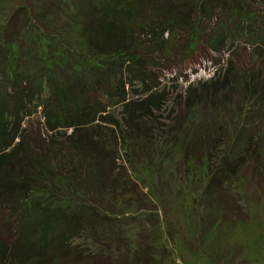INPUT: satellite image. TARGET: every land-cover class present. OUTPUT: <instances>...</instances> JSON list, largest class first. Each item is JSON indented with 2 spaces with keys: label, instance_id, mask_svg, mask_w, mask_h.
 <instances>
[{
  "label": "trees",
  "instance_id": "obj_1",
  "mask_svg": "<svg viewBox=\"0 0 264 264\" xmlns=\"http://www.w3.org/2000/svg\"><path fill=\"white\" fill-rule=\"evenodd\" d=\"M14 10L0 28V264H115L125 244L118 222L129 215L119 203L136 205L128 218L152 215L136 158L178 143L183 133L172 130L198 121L160 123L157 71L201 59L203 39L219 68L189 84L179 111L201 106L224 119L235 105L228 134L216 130L255 155L263 175L254 137L264 123V0H21ZM239 44L252 46L261 71L233 67ZM189 131L183 163L219 155L231 182L226 172L237 176L246 160L225 155L208 131L192 134L203 135L195 145ZM83 237L93 251L77 245Z\"/></svg>",
  "mask_w": 264,
  "mask_h": 264
},
{
  "label": "rangeland",
  "instance_id": "obj_2",
  "mask_svg": "<svg viewBox=\"0 0 264 264\" xmlns=\"http://www.w3.org/2000/svg\"><path fill=\"white\" fill-rule=\"evenodd\" d=\"M19 2L21 0H0V28L11 19L14 6ZM203 40L200 48L205 51L201 59L162 63L155 85L160 110L153 113L163 125L173 124L179 116L192 114L191 118L198 119L197 123L191 124L194 127L189 129L187 125L181 130L173 129L174 135L181 131L184 136L188 129L191 134L189 139H194L197 145L203 135L197 137L192 134L203 131V134L211 135L213 143H218L225 155L233 150L238 153L233 160L237 162L240 157V160H246L245 164H238L237 176L226 172L232 181L224 184L226 177L221 176L224 171L219 167L224 161L219 155L212 156L211 162L183 163L186 143L182 134L177 137L178 143L152 153L151 158H142L141 161L136 158L139 167L132 174L136 175L134 181L140 187L143 202H147L152 209V215L148 211L146 216L128 218L130 214L136 215V205L119 203L120 209L129 215L118 222L125 244L120 245L123 246L122 252L120 255L116 253L115 264H264V173L259 176L255 171L254 167L258 164L255 155L247 154L243 145H231L229 137L226 138V132L228 134L232 126L228 113L237 111L233 108L235 105L226 109L223 116L227 118L224 119H217L220 117L218 113L209 111L211 108L204 111L201 106L193 112L186 111L185 106L179 111V105L183 103L181 96L186 97L189 84L208 81L219 68L215 67L219 57L210 53V44ZM237 46L241 50L235 53L233 67L239 70L244 65L250 67L253 62L255 69L261 71L257 60L251 58L253 52L247 49L252 46ZM227 49L228 46L222 48L223 51ZM174 67H178V71ZM256 124L258 129L254 141L264 145V123L259 119ZM217 127H224L226 132L223 130L221 133V129L218 132ZM166 131L169 133V129ZM162 132H158L156 140L164 135ZM222 134L225 135L223 139ZM164 137L162 141L167 140ZM153 144L155 146L156 143ZM263 145L261 151L264 150ZM263 156L261 163L264 162ZM225 159H230L233 165L230 156ZM213 175H216V180L211 187ZM245 176L247 178L243 179ZM260 178H263L261 184ZM143 181L144 186L141 185ZM81 239L77 245L84 246L85 251L96 248L88 238Z\"/></svg>",
  "mask_w": 264,
  "mask_h": 264
}]
</instances>
